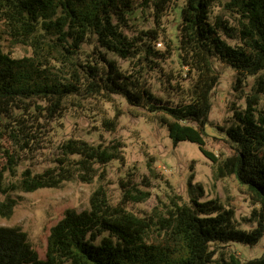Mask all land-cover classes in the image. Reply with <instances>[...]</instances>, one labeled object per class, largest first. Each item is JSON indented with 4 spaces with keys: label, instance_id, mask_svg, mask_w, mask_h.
I'll list each match as a JSON object with an SVG mask.
<instances>
[{
    "label": "trees",
    "instance_id": "16d2710c",
    "mask_svg": "<svg viewBox=\"0 0 264 264\" xmlns=\"http://www.w3.org/2000/svg\"><path fill=\"white\" fill-rule=\"evenodd\" d=\"M173 1L0 0V148L6 159L0 166V219L12 216L18 204L13 194L99 183L88 209H67L51 227L43 260L19 226H0V264H264V253L248 261L230 254L225 261L213 249L231 242L256 245L264 238V0H185L175 50L187 87L161 65L169 51L155 49L158 26ZM135 11L148 12L153 28H135ZM15 47L30 55L12 57ZM214 61L233 69V91L244 98L218 128L224 137L216 139L228 147L224 156L208 151L205 141L219 79ZM148 72L159 74L164 89L178 97L175 103L153 91ZM114 96L154 117L174 146L196 144L216 179L233 177L250 201L249 217L239 223L219 199L201 200L200 187L187 201L168 195L139 215L130 206L150 194L129 173L119 180L113 201L101 168L122 159L119 141L63 140L52 166L18 175L19 163L38 151L46 126L61 119L68 105L110 102ZM102 125L115 129L114 120Z\"/></svg>",
    "mask_w": 264,
    "mask_h": 264
},
{
    "label": "rangeland",
    "instance_id": "374dc122",
    "mask_svg": "<svg viewBox=\"0 0 264 264\" xmlns=\"http://www.w3.org/2000/svg\"><path fill=\"white\" fill-rule=\"evenodd\" d=\"M185 0H174L168 8L166 16L162 18L158 31L156 50H168L167 60L161 65L166 73L176 76L182 86L187 87L184 70L177 65L176 46L178 44L177 25L180 22V12ZM145 16L140 11L132 15V22L137 29L153 28L151 16ZM168 45V46H167ZM168 48H167V47ZM89 51V47H85ZM30 55L26 48L15 47L12 57L21 58ZM114 58V56H110ZM119 65L125 69L129 62L115 58ZM218 74V84L211 93V111L205 126L207 137L206 149L216 155L228 153L227 144L216 138L224 137L218 128L225 125L231 116L230 108L243 106L244 98L238 99L239 93L233 91L235 72L225 64L214 61ZM153 91L164 100L177 101L176 94L165 90L159 74L147 73ZM252 79H248L249 86ZM174 84V82L172 83ZM245 92L249 87L244 88ZM171 97V98H170ZM114 120V131L104 128L102 122ZM69 138L82 139L93 144L108 145L112 141L121 143V160L109 162L101 170L105 173L103 182L109 197L114 201L118 198L120 190L118 182L130 174V178L137 184V188L149 192V198L140 203L133 204L130 209L139 215L149 212L153 207L167 200L168 195H178L187 201L191 193L198 187L202 191L201 200L217 198L222 204L232 209L235 219L242 223L248 218L251 204L233 177L216 179L213 168L199 151L196 144L179 142L176 146L169 139L167 130L152 116L138 108L129 106L122 97L114 96L110 102L100 99H84L79 103L68 105L63 117L46 126L41 135V142L29 161L19 163L18 175L25 169L41 172L52 166L56 157V147L63 140ZM4 147H8L3 144ZM6 165V159L0 148V166ZM145 180L148 187L143 185ZM99 185L95 179L91 184L79 182L66 183L58 189H39L32 193L13 194L18 199L9 219H0L1 227L19 226L27 234L28 241L37 252L39 259L45 258L47 237L53 227L67 209L81 212L89 207V197ZM2 199V197H0ZM242 228L248 229L245 225ZM215 258L228 261L229 255L234 254L241 261L260 258L264 253V238L256 245H247L240 242L215 245ZM221 264V263H219Z\"/></svg>",
    "mask_w": 264,
    "mask_h": 264
}]
</instances>
